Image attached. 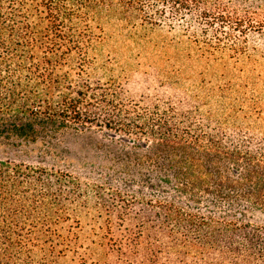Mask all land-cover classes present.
<instances>
[{
	"label": "trees",
	"instance_id": "16d2710c",
	"mask_svg": "<svg viewBox=\"0 0 264 264\" xmlns=\"http://www.w3.org/2000/svg\"><path fill=\"white\" fill-rule=\"evenodd\" d=\"M229 1L0 0V139L114 133L132 143L150 187L162 189L143 202L144 218H106L112 264H264V222L248 219L264 214V141H223L190 115L143 106L87 72L97 30L111 16L200 25L203 37L193 39L212 54L242 53L246 15ZM70 182L0 158V264H59L72 245L65 200L73 191L62 188Z\"/></svg>",
	"mask_w": 264,
	"mask_h": 264
},
{
	"label": "rangeland",
	"instance_id": "374dc122",
	"mask_svg": "<svg viewBox=\"0 0 264 264\" xmlns=\"http://www.w3.org/2000/svg\"><path fill=\"white\" fill-rule=\"evenodd\" d=\"M229 2L239 16L246 15L245 33L238 36L242 53L225 48L212 54L200 42V25L152 26L111 16L101 22L89 49L88 75L117 85L143 106L190 115L223 141H264V0ZM131 144L95 128L35 141L0 139V158L60 171L74 181L62 186L73 191L65 200L72 245L59 264H112L105 257L106 218H144L143 202L160 196L162 189L149 185L153 176L135 165ZM248 219L264 222V214Z\"/></svg>",
	"mask_w": 264,
	"mask_h": 264
},
{
	"label": "water",
	"instance_id": "95a60500",
	"mask_svg": "<svg viewBox=\"0 0 264 264\" xmlns=\"http://www.w3.org/2000/svg\"><path fill=\"white\" fill-rule=\"evenodd\" d=\"M110 136H116V134H114V133H110Z\"/></svg>",
	"mask_w": 264,
	"mask_h": 264
}]
</instances>
